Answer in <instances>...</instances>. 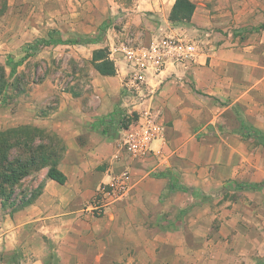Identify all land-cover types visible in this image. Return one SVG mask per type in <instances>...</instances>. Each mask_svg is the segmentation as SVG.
Returning a JSON list of instances; mask_svg holds the SVG:
<instances>
[{
    "label": "crops",
    "instance_id": "0c3cea01",
    "mask_svg": "<svg viewBox=\"0 0 264 264\" xmlns=\"http://www.w3.org/2000/svg\"><path fill=\"white\" fill-rule=\"evenodd\" d=\"M174 1L165 6L161 0L135 1V10L152 14L142 18L149 30L146 42L159 34L184 35L168 21ZM12 12L1 15L0 48H21L47 36V29L31 34V23H8L9 15H17ZM111 34L105 46L116 31ZM102 46L75 47L87 50L82 57L90 64L92 51ZM8 52L0 50V66L6 65ZM49 55L41 49L32 57ZM89 74L88 92L73 95L46 78L33 84L29 98L16 101L11 117L19 125L51 130L62 140L58 169L66 182L38 173L43 182L38 196L8 216L5 230L0 225V250L10 243L6 253L12 254L26 245L34 259L25 264H45L38 238L54 245L58 264H223V258L249 264L256 252L264 254V242L256 248L238 205L224 209L221 194L229 183L264 181V146L241 136L242 127L264 133V34L244 46L209 51L164 69L148 101L160 112L163 134L143 159H130L121 146V73L102 76L91 66ZM52 98L55 107L43 111ZM103 126L109 127L107 133ZM125 168L131 176L128 195L99 216L87 212L97 189ZM197 191L211 198L197 199ZM129 255L135 257L132 263Z\"/></svg>",
    "mask_w": 264,
    "mask_h": 264
},
{
    "label": "rangeland",
    "instance_id": "374dc122",
    "mask_svg": "<svg viewBox=\"0 0 264 264\" xmlns=\"http://www.w3.org/2000/svg\"><path fill=\"white\" fill-rule=\"evenodd\" d=\"M135 1L0 0V18L5 10L12 9V13L17 15H9L8 23H20L22 26L31 23L33 25L31 34L33 35H39L41 29L56 30L57 33L54 34V37L59 36L65 41V44L38 47L35 54H38L41 49L47 50L50 53L47 59L31 56L29 59L22 60L24 54L21 48L26 44L21 48H0L2 51H9L6 65L2 66L5 71V84L0 92V101L3 100L4 104H0V106L3 105L2 108L5 110H0V131L19 126V123L11 117L16 101L29 98L33 84H40L46 78L58 83L64 91H72L75 94L88 92L91 65L89 60L82 57L83 53L87 54V50L83 52V49L75 47L77 45H70V41L78 36L83 41L94 39L102 46L107 37L112 35V29L116 33L121 29L132 33L149 31L144 28L145 22L142 18H149L152 14L135 10ZM190 1L195 4L196 15L194 18L192 15L188 23H169L172 28L183 32V36L195 44L197 51L195 59L209 51L240 47L249 40L262 39L264 34V0ZM167 2L168 0H161L162 6L167 5ZM107 45L97 49L106 51ZM86 48L89 49V47ZM19 60H22V63L16 65ZM55 101L56 99L52 98L43 111L52 110L55 107ZM37 109L39 110V108ZM41 183L40 175L36 172L22 179L14 187L15 201L22 193L25 195L34 193ZM221 194L223 205H225L224 209L230 207L232 209L235 203V206L238 205L236 210L239 215L248 219L247 223H250L252 235L256 237V248L258 249L264 242V187L260 190H250L229 183L224 186ZM195 195L197 199L201 200L211 198L210 195H204L198 191ZM2 204L0 200V225H3L5 230L8 216L13 211L20 209V206L16 203L12 206L7 201L4 202V207ZM260 239L262 242L258 243ZM36 242L42 245L46 255L45 264H58L54 245L47 244V240L44 238H38ZM7 244L5 251L0 250V264H25L27 259L32 263L34 256L32 258L29 256L31 251L26 245L16 248L12 254H7V251L12 248L9 247L10 243ZM28 244L31 245L32 241L29 240ZM127 258L130 261L135 259L133 255H129ZM223 259V264H230L225 262H229L231 258ZM125 260L126 258L123 259V262H126ZM240 261L242 264L247 263L246 260ZM186 264L199 263L189 262ZM249 264H264V254L256 252L251 257Z\"/></svg>",
    "mask_w": 264,
    "mask_h": 264
},
{
    "label": "built area",
    "instance_id": "2783aa9c",
    "mask_svg": "<svg viewBox=\"0 0 264 264\" xmlns=\"http://www.w3.org/2000/svg\"><path fill=\"white\" fill-rule=\"evenodd\" d=\"M112 41V42H111ZM107 45L108 59L121 73L120 105L127 118L121 146L130 159L150 156L153 141L163 134L160 112L148 104L161 84L160 75L168 65L184 66L195 60L196 46L183 36L167 33L146 42L144 33L119 30ZM121 67H117V64ZM129 168L121 170L110 183L101 185L87 207L99 216L129 193Z\"/></svg>",
    "mask_w": 264,
    "mask_h": 264
},
{
    "label": "trees",
    "instance_id": "16d2710c",
    "mask_svg": "<svg viewBox=\"0 0 264 264\" xmlns=\"http://www.w3.org/2000/svg\"><path fill=\"white\" fill-rule=\"evenodd\" d=\"M195 10V4L190 0H175L168 21L172 24H183L190 22ZM56 30L47 32L45 38L36 39L31 43H27L22 48V60L35 55L38 47L50 45L65 44L61 37H54ZM97 43L96 40H81L76 36L70 41V45H85ZM19 60L16 65H20ZM90 64L102 76H115L116 68L108 59L104 49H95L92 51ZM5 71L0 66V92L4 87ZM68 92V91H67ZM71 94L75 95L74 92ZM1 104L4 101L1 100ZM127 118L123 112L119 111L120 127H127ZM109 127L103 126L102 132L107 133ZM241 136L245 138H253L256 144L264 146V133L250 129L248 127L241 128ZM64 145L62 140L51 130L41 128L32 124H22L17 127L7 128L0 131V200L2 207L7 201L10 205H19L20 207L30 204L38 196L42 189L43 182L39 184L34 193L28 195L21 194L15 201L14 187L19 182L32 174L43 172V176L51 179L58 184L63 185L66 182L65 175L58 169V164L64 154ZM236 184V183H235ZM237 186L244 189L260 190L264 187V181L258 183H237Z\"/></svg>",
    "mask_w": 264,
    "mask_h": 264
}]
</instances>
